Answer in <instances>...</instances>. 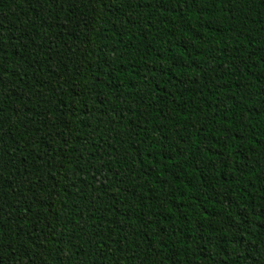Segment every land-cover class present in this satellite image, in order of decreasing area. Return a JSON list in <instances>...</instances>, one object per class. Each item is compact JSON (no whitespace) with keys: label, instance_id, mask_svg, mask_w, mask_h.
Segmentation results:
<instances>
[{"label":"trees","instance_id":"1","mask_svg":"<svg viewBox=\"0 0 264 264\" xmlns=\"http://www.w3.org/2000/svg\"><path fill=\"white\" fill-rule=\"evenodd\" d=\"M0 264H264V0H0Z\"/></svg>","mask_w":264,"mask_h":264}]
</instances>
